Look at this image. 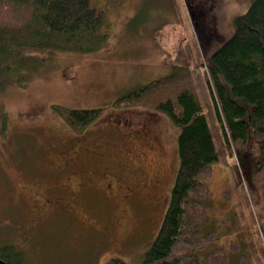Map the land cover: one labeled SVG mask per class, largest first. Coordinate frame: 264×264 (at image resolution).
I'll use <instances>...</instances> for the list:
<instances>
[{
	"label": "rangeland",
	"instance_id": "obj_1",
	"mask_svg": "<svg viewBox=\"0 0 264 264\" xmlns=\"http://www.w3.org/2000/svg\"><path fill=\"white\" fill-rule=\"evenodd\" d=\"M252 2L118 0L106 47L31 51L45 58L29 80L0 82V246L21 251L27 264H138L169 204L180 127L114 101L169 75L171 63H207ZM55 105L102 114L76 134ZM199 177L203 231L222 245L216 258L264 264V138L232 146Z\"/></svg>",
	"mask_w": 264,
	"mask_h": 264
},
{
	"label": "trees",
	"instance_id": "obj_2",
	"mask_svg": "<svg viewBox=\"0 0 264 264\" xmlns=\"http://www.w3.org/2000/svg\"><path fill=\"white\" fill-rule=\"evenodd\" d=\"M117 1L0 0V82L29 80L45 58L31 51L86 54L106 47L107 14ZM234 22L233 36L207 63L193 67L171 63L169 75L114 101L126 109L144 105L180 127L178 171L169 204L138 264H226V258H216L222 247L219 238L203 231L202 201L195 194L200 174L221 161L232 146L246 143L254 134L264 138V0H253ZM69 71L63 74L68 77ZM52 107L76 134L102 114V108ZM156 122V117L149 119L145 138ZM0 262L27 264L22 252L8 244L0 246ZM106 264L127 263L117 257Z\"/></svg>",
	"mask_w": 264,
	"mask_h": 264
},
{
	"label": "water",
	"instance_id": "obj_3",
	"mask_svg": "<svg viewBox=\"0 0 264 264\" xmlns=\"http://www.w3.org/2000/svg\"><path fill=\"white\" fill-rule=\"evenodd\" d=\"M0 264H3L2 262H0Z\"/></svg>",
	"mask_w": 264,
	"mask_h": 264
}]
</instances>
